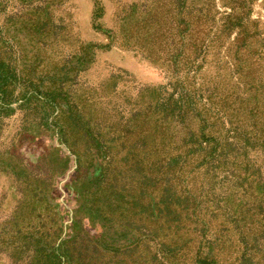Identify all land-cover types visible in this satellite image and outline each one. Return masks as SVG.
<instances>
[{
	"label": "rangeland",
	"instance_id": "374dc122",
	"mask_svg": "<svg viewBox=\"0 0 264 264\" xmlns=\"http://www.w3.org/2000/svg\"><path fill=\"white\" fill-rule=\"evenodd\" d=\"M202 17L205 25L199 22ZM182 19L206 35L207 51L190 75L203 90L202 99L208 100L207 111L246 132L263 126L264 133V0H0V54L12 56L18 73L36 84L52 83L60 98L78 103L93 98L96 105L91 108L103 119L100 131L105 138L115 137L107 142L116 151L111 171L106 170L113 179L103 192L112 203L104 216L98 213L104 204L95 214L80 216L85 233L101 239L103 247L121 250L122 244L142 245L148 243L151 230L159 235L174 230L175 221L165 220L171 216L156 221L148 216L147 180L141 166L124 157L134 144L142 149L145 104L136 92L169 79L166 68L143 51L161 41L150 57H175ZM237 38L241 41L235 42ZM87 45L94 46L87 68H71L79 65ZM235 66L243 68L240 75L233 73ZM40 89L26 110L29 122L24 127L17 109L0 124V156L7 158L0 161V239L16 237L4 240L6 244L18 238L14 217L30 210L36 198L28 190L35 186L43 189L45 202L57 212L60 238L77 232L71 222L84 196L69 186L75 176L74 156L70 154L62 165L67 153L51 131L50 110L38 101L43 98ZM137 111L140 117H132ZM136 129L140 133L133 139ZM257 153L250 148L247 157ZM100 162L94 155L85 157L82 168L88 165L92 170ZM261 172L264 179V165ZM231 184L199 179L194 214L199 209L204 221L210 219L209 206L223 191L229 193ZM18 189L25 191L21 194ZM9 263V256L0 253V264ZM250 264H264V257L257 256Z\"/></svg>",
	"mask_w": 264,
	"mask_h": 264
},
{
	"label": "trees",
	"instance_id": "16d2710c",
	"mask_svg": "<svg viewBox=\"0 0 264 264\" xmlns=\"http://www.w3.org/2000/svg\"><path fill=\"white\" fill-rule=\"evenodd\" d=\"M182 21L176 35L175 57H150L161 41L152 43L149 50L146 48L150 46L142 49L147 57L166 68L169 79L136 92L137 99L145 104L144 135L139 146L142 149L134 144V148L125 150L124 157L141 166L147 180L148 216L153 215L154 221L171 216L165 220L175 221L174 230L160 235L156 229L151 230L146 239L148 243L122 244L121 250L103 247L101 239L89 237L80 222V216L95 214L101 204L105 208L98 213L104 216L106 207L112 203L104 190L113 179L106 170L111 171L112 156L116 153L107 142L115 137L105 138L100 131L103 119L92 109L96 105L93 98L88 97L81 103L60 98V91L52 83L36 84L29 76L18 73L12 56L0 54V124L17 109L20 126L24 127L29 122L26 110L32 105V98L37 100L36 92L41 88L39 93L43 98L38 101L50 110L51 131L67 153L62 165L70 154L74 156L75 176L69 186L74 185L84 196L71 222L77 232L60 238L57 212L45 202L43 189L35 186L28 190L36 200L24 215L17 212L14 217V233L20 232L18 238L9 244L4 240L15 235L0 239V253L9 256V264H250L257 256L264 257L263 126L258 129L253 126L256 129L246 132L238 124L207 111L208 100L202 99L203 90L196 87L194 76L190 75L207 51L206 35L197 26L190 27L189 22ZM201 21L205 25V17ZM157 38L154 37L155 42ZM238 41L241 40L237 38L235 42ZM93 48L87 45L79 65L70 67L85 70ZM242 70L235 66L233 73L240 75ZM12 103L17 106L13 107ZM140 115L138 111L131 114L132 117ZM139 133L136 129L133 139ZM250 148L258 151L254 158L247 157ZM93 155L100 158L98 166L92 170L88 165L82 168L84 158ZM2 160H7L3 154ZM211 178L233 184L228 188L229 193L223 191L209 206L211 217L204 221L199 209L196 214L193 211L199 205L196 182ZM157 188L159 193H153ZM18 191L23 194L25 190Z\"/></svg>",
	"mask_w": 264,
	"mask_h": 264
}]
</instances>
